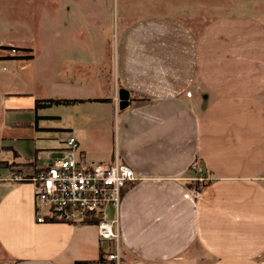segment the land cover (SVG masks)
Here are the masks:
<instances>
[{"label": "crops", "instance_id": "crops-1", "mask_svg": "<svg viewBox=\"0 0 264 264\" xmlns=\"http://www.w3.org/2000/svg\"><path fill=\"white\" fill-rule=\"evenodd\" d=\"M77 14L81 23L56 24L60 43L42 69L36 66L35 81L45 94L28 92L26 104L10 98L30 108L33 121L26 125L34 130L12 124L5 145L14 151L10 161H32L20 172L0 171L6 264H100L105 246L77 224L35 221L31 184L3 179L37 172L61 154L65 142L45 145L37 130L69 136L75 130L38 125L49 116L40 112L51 106L36 108V99L49 97L91 108L86 121L114 119L107 130L110 159L95 162L116 158L135 175L118 207L121 264H264V24L216 22L197 35L176 16L144 14L123 22L113 39L103 32L100 7ZM119 85L129 98L116 110ZM135 95L145 98L131 100ZM22 140L32 141V160L18 157ZM77 143L78 157L88 160L86 146ZM44 153L58 156L37 166ZM197 159L209 182L194 196L187 183Z\"/></svg>", "mask_w": 264, "mask_h": 264}, {"label": "rangeland", "instance_id": "rangeland-1", "mask_svg": "<svg viewBox=\"0 0 264 264\" xmlns=\"http://www.w3.org/2000/svg\"><path fill=\"white\" fill-rule=\"evenodd\" d=\"M88 7L101 8L103 32L110 31L113 39L123 22L144 14L176 16L191 26L197 35L216 22L244 19L264 24V0H0V160L10 161L15 158L14 151L5 146L10 144L8 136L12 134L9 131L12 124H21L28 131L34 130L32 125H26L33 121V113L25 105L30 96L27 93H34L35 90L41 94L46 92L42 84H36L35 69L37 65L40 69L44 67L47 53L55 46V41L60 43L61 31H56V24L81 23L83 17L77 12ZM9 46H14L16 50L11 51ZM29 48H32L31 53ZM29 54L34 57L24 58ZM13 70L17 76L11 72ZM6 92L11 94L4 95ZM262 94L264 95V91ZM11 97L23 99L25 104L18 107ZM90 110L92 111L91 108L79 104L52 105L40 113L55 117L41 118L38 125L49 128H69L70 124L74 125L75 130L71 136L82 146H86L88 160L106 162L110 159L112 145L111 134L107 130L109 128L111 131L114 119L105 117L86 121L83 114ZM37 134L45 138V145L51 146L65 141L69 136L66 130L60 129H40L36 131ZM20 148L23 154L18 157L31 158L30 160L34 158L32 141L22 140ZM25 155L28 156L24 157ZM55 156L58 153L51 154L50 157L45 153L38 154L37 166L49 163ZM4 169L0 167V171ZM77 225L87 230V236L97 237L94 224ZM7 262V257L0 250V264Z\"/></svg>", "mask_w": 264, "mask_h": 264}, {"label": "built area", "instance_id": "built-area-1", "mask_svg": "<svg viewBox=\"0 0 264 264\" xmlns=\"http://www.w3.org/2000/svg\"><path fill=\"white\" fill-rule=\"evenodd\" d=\"M113 99L119 109L118 90ZM64 142L61 154L46 167L31 174L13 173L3 179L31 184L37 222L94 224L99 241L105 245L100 252V264H121L118 207L121 189L135 179L134 172L116 158L109 163L79 158L77 140L71 135ZM192 166L202 172L200 163ZM193 195L197 196L198 191L193 189Z\"/></svg>", "mask_w": 264, "mask_h": 264}, {"label": "trees", "instance_id": "trees-1", "mask_svg": "<svg viewBox=\"0 0 264 264\" xmlns=\"http://www.w3.org/2000/svg\"><path fill=\"white\" fill-rule=\"evenodd\" d=\"M10 49H14L16 50V48L14 46H9ZM25 56H29V55H25ZM120 87H122L121 85H119ZM119 87V88H120ZM145 97L143 96H133L131 98V100H139V99H144ZM76 99H68V98H61V97H49V98H40V99H36L35 102V107H47V106H52V105H66V104H70L75 102ZM200 163L201 165V173L197 172L196 169L191 166V169L194 171L195 173V177L194 179L188 181L187 186L189 188H192L194 190L197 191H201L207 184H208V175L206 172L205 167L203 166V164H201V161H199L198 159L195 161ZM32 163V161H27V162H14V161H7V160H0V167L3 168H9L11 170H16V171H21L22 167L24 166H29ZM129 183V182H128ZM126 183V185L128 184ZM126 185L124 187H122L121 189V195L122 192L124 190V188L126 187ZM93 261L90 260H77L75 261V264H80V263H90Z\"/></svg>", "mask_w": 264, "mask_h": 264}, {"label": "water", "instance_id": "water-1", "mask_svg": "<svg viewBox=\"0 0 264 264\" xmlns=\"http://www.w3.org/2000/svg\"><path fill=\"white\" fill-rule=\"evenodd\" d=\"M119 109H123L128 104L129 92L123 87L118 88Z\"/></svg>", "mask_w": 264, "mask_h": 264}]
</instances>
